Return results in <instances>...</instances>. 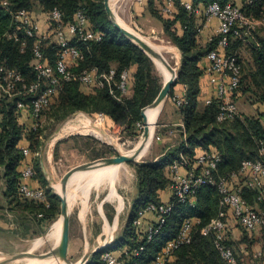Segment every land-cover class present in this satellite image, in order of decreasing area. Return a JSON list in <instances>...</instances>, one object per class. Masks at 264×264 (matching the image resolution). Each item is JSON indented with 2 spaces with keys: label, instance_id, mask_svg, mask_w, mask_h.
Segmentation results:
<instances>
[{
  "label": "trees",
  "instance_id": "1",
  "mask_svg": "<svg viewBox=\"0 0 264 264\" xmlns=\"http://www.w3.org/2000/svg\"><path fill=\"white\" fill-rule=\"evenodd\" d=\"M189 1L193 8H203V11L197 14L186 7L184 0H172L174 10L168 15L170 17L165 18L163 15H158L161 14L159 5L163 6V0L145 1L147 10L163 22L166 32L182 54L176 84L182 83L186 86L184 96L187 102L178 108L183 117L186 137L181 145L168 150L159 161H145L136 165L138 194L133 203L125 235L119 240L122 241L123 246V241L134 244L133 222L139 216L140 210L151 203L162 202L159 192L168 186L170 181L168 168L180 154L192 158L197 146L205 150L216 149L221 160L214 174L217 177H230L233 173L240 171L245 159L259 158L261 147L264 146V112L257 115L239 113L233 120L220 121L218 120L219 99L213 98L210 103L205 104L199 101L200 79L204 73V68L199 62L217 46L221 37V35H215L205 45L198 41L201 27L207 19L204 10L214 2L222 6L228 3L238 5L237 0ZM240 3L241 5L238 6L246 17L257 21L264 19V0H240ZM36 7L45 10L58 8L65 22L73 21L75 14L83 11L91 26L102 33L103 37L100 40L77 41L76 38L71 40V45L76 46L81 52V57L71 67L74 73L81 74L93 68L99 73L115 69L114 79L111 83L105 82L103 87L87 90L78 79L63 81V88L57 100L43 110L40 125L30 130H27L25 123L22 122L23 110L17 107L18 99L30 103L29 96L2 100L0 105V112L3 115L0 130V181L5 183L4 195L13 209L41 213L50 225L60 213V199L45 178L42 181L47 187L45 193L46 197L48 196L47 200L49 198L48 203L28 199L20 193L19 186L26 155L23 149L18 147L19 141L26 136L30 141L31 150L40 153L45 143L44 133L48 128L47 122L52 120L60 123L79 110L103 112L123 126L125 131L133 129V126L142 122V109L155 100L161 86L155 74L154 61L140 46L128 39L112 24L107 15L104 0H0V65L5 64L17 69L27 81L38 78L36 70L31 66L36 38L26 37L24 50H22L21 39H10L6 34L9 30L17 28L14 18L17 11L21 9L32 11ZM237 29L241 34L231 32L227 48V52L235 55L241 65V81L236 99L239 96H246L254 102L264 104V26L257 32L252 28L247 33V27L239 22ZM41 48L44 57L55 67L59 56L58 47L50 39H43ZM248 49L249 55H243ZM133 66H136L133 94L127 95L119 87V82L122 72L130 70ZM174 86L170 95L174 94ZM99 143L109 151L112 150L108 144L101 141ZM35 168L36 176L42 177L44 173L40 156L37 158ZM245 191L250 190L245 189ZM219 201L220 193L217 187L203 185L197 191V203L194 207L190 204H176L159 238L157 237L147 246L140 260L151 264L161 245L176 235L179 224L186 216L197 214L201 218L199 226L207 224L218 214ZM140 262L139 264L142 263ZM196 263L225 264L215 248L212 237L204 236L200 231L196 232L191 243L177 250L176 264Z\"/></svg>",
  "mask_w": 264,
  "mask_h": 264
},
{
  "label": "built area",
  "instance_id": "2",
  "mask_svg": "<svg viewBox=\"0 0 264 264\" xmlns=\"http://www.w3.org/2000/svg\"><path fill=\"white\" fill-rule=\"evenodd\" d=\"M184 3L191 11H195L197 14L201 13V9L193 8L189 0H184ZM162 10L166 15L171 14L174 10L172 0H163ZM204 11L207 19L203 25L212 17H216L219 21L216 35H221L217 46L207 54L209 62L204 68V73L209 77L213 97H210L206 103H210L213 98L219 99L218 120H233L240 113L236 95L241 81V65L235 55L227 52L229 35L233 31L241 34L237 29L239 22L244 23L248 33L253 27L251 23H264V19L262 21L252 20L245 16L240 6L231 3L222 6L218 2H214ZM44 15L46 22L52 28L50 34L40 33L41 24L37 14L35 11L27 9H21L14 14L20 33L15 30L6 33L10 39H21L22 50H24L26 37L36 38L31 66L36 70L38 78L27 81L17 69L10 68L5 64L0 65V105L4 98L29 96L30 103L18 99L17 107L27 111L33 117V127L40 125L43 117L41 113L54 103L63 88V81L78 79L83 87L95 88L103 87L105 82L111 83L115 77L114 68L104 73H99L95 68L81 74H76L71 70V67L81 57L80 50L71 45V40L73 38H76L77 41L100 40L103 37L101 32L91 26L83 11H78L71 22L64 21L62 12L58 8L46 10ZM48 36H54V43L59 50L55 67L44 57L41 48L42 40ZM131 80V71L124 70L119 82V87L124 94H127L131 88ZM185 91L186 86L183 94L174 93L172 95L173 102L178 108L187 102L184 96ZM99 113L102 118L108 116L103 112ZM2 117L0 112V124ZM22 149L26 156L30 153L29 148L22 147ZM263 157L264 146L261 147L260 157L245 159L238 173H233L230 177H217L214 171L221 157L216 149L204 150L192 158L180 154L170 166L168 187L172 193L171 200L151 203L140 210L139 216L133 222L135 236L132 239L134 244L127 243L123 246L121 253L106 248L99 264H139L147 246L164 230L168 217L176 204L196 202L197 191L203 185L215 186L220 193L217 216L201 227L199 226L201 223L199 216H186L176 235L161 245L151 264H176L177 250L181 246L191 243L198 231L204 236L212 237L215 248L225 264H239L237 251L227 243L230 222L234 220L248 233L264 231ZM36 174L35 166L25 161L19 191L28 199L47 202L45 189L33 187L27 181L35 177ZM241 189L250 190L253 193L252 200L248 199ZM148 214H152L153 219L144 226V220ZM261 244L262 246L257 249L255 255L260 259V264H264V242Z\"/></svg>",
  "mask_w": 264,
  "mask_h": 264
},
{
  "label": "rangeland",
  "instance_id": "3",
  "mask_svg": "<svg viewBox=\"0 0 264 264\" xmlns=\"http://www.w3.org/2000/svg\"><path fill=\"white\" fill-rule=\"evenodd\" d=\"M145 1L146 0H112V5L120 21L135 33L158 44L167 43L172 45L174 52H166L165 56L179 72L182 54L166 32L163 22L150 13H146L141 17L137 16L139 12L138 9L142 7L141 3H144ZM237 4L241 5L240 0H237ZM161 8L162 4L159 5V12L161 14L158 15H163L165 18L170 17L165 15ZM35 10L39 11L38 7L33 8L32 11ZM251 24L253 25V31L256 29V32L260 27L264 26L263 23ZM14 30L20 33L17 28ZM175 53L178 56L177 59L174 58ZM249 53L250 51L248 49L243 55H249ZM154 65L155 74L158 77V82L162 88L166 81V76L163 74V70L157 62L154 61ZM132 68L130 71L132 74L131 84L133 86L136 66ZM57 98L58 97H56L55 101ZM168 98L170 99V97ZM236 100L241 114L257 115L264 112V104L254 102L251 98L239 96ZM100 118L101 116L99 112L79 110L73 112L60 123H55L52 120L47 122L48 128H46L44 133V146H46V153L49 151V154L51 153L52 155L56 144L59 142L56 146L55 159L52 160V165L55 166L56 169L54 172L55 176L53 185L57 192H60L59 189L61 188L64 175L71 169L87 162L115 156L122 151L130 150V148L132 149L135 147V145L142 139L145 130L143 121L136 126H133V129L125 131L123 126L118 125L113 122L111 118L106 116V118L103 119L106 124L101 126L99 132L97 131L98 133H95L89 129V127L93 122H98ZM99 141L111 146L112 150L110 149L109 151V149L104 146L102 147ZM61 142L64 143V145H60ZM76 146L80 151L76 149ZM162 146L163 144L155 141V137H153L151 143L147 147L148 150L144 152L145 155L139 158L137 157L131 162H124L118 165L117 174L113 180L106 178L98 186H92L89 193L81 187L85 180H82L80 185L75 178L71 180L68 188V195L73 196L74 193H76V195L71 198L70 203L71 227L67 261L74 264L82 259L81 263L83 264H99L102 258V253L106 248L116 250L119 253L123 251V245L122 243H119V235L122 232L124 224L128 222L126 219L129 210L128 195L131 194V191H133L138 184L136 165L151 158L153 151L160 150ZM112 186L117 189L118 194L123 200L121 209L118 208V196H109ZM241 191H243L248 199L252 200V193L250 191H245L243 189H241ZM196 216L198 215L196 214ZM216 216L217 215L214 217ZM60 217H62L61 205L60 213L53 222ZM119 219H121L120 224L118 223ZM107 220L112 225L117 220L112 235L105 232ZM53 222L44 233L22 241L12 252L31 250L30 248L33 247L34 242L41 237H44L45 240L41 246L34 250V252L44 253L51 250L55 246L53 237L49 236V231ZM236 228L238 229L237 236H234L233 230H230L227 243L237 251L240 260L239 264H260L261 261L255 254L257 247L262 246L259 241L262 239V242H264V231H259L258 234H250L243 230L240 224H236ZM53 231L51 230L50 233ZM237 237L239 239H237ZM87 256L88 259H86ZM28 258L29 257L12 259L5 264H26ZM1 259H3V257L1 258L0 256V260ZM141 262V264H146L144 260Z\"/></svg>",
  "mask_w": 264,
  "mask_h": 264
},
{
  "label": "crops",
  "instance_id": "4",
  "mask_svg": "<svg viewBox=\"0 0 264 264\" xmlns=\"http://www.w3.org/2000/svg\"><path fill=\"white\" fill-rule=\"evenodd\" d=\"M141 4H142L141 5L142 7L139 6L140 8L138 9L139 11L137 15L138 17H141L142 15H145L146 13H150L146 8L147 3L144 2ZM38 9L39 11L35 10V13L37 14V17L41 24L40 33L44 35L50 34V32H52V28L48 25V23L45 20L44 12L46 10L40 7H38ZM202 11H203V8H201V12ZM218 24H219L218 19L216 17H212L209 21H207L205 25H203L200 31V34L198 36V41L202 45L209 43L212 40V38L216 35ZM49 38L51 42H54V36L52 37L48 36L45 39H49ZM208 62L209 61L207 59V56H205L199 62V64L203 68H205L208 65ZM200 88H201V92L199 95V101L201 102V104H205L206 101L210 97H213V89L210 84L209 77L205 73H203V75L201 76ZM86 89L88 90L92 88H86ZM184 89H185V85L182 83H178L174 86V93L183 94ZM132 94H133V86L129 89L127 95H132ZM169 97L170 99L167 98L166 101L161 105L158 117L154 123L155 141L162 143L163 146L160 150L153 151V153L151 154L152 157L148 158V160H146L147 162L159 161L160 158L164 156L168 150L181 145V143L184 141L186 137L183 117L181 113L179 112L178 107L173 102L172 95H169ZM21 119H22V122L25 123L24 125L27 130L28 129L30 130L33 127L34 125L33 117H31V115L27 111H23V116ZM2 120H3V117H2ZM112 121L115 122L113 119ZM0 130H1V124H0ZM57 144H59V142ZM62 144L64 145V143L61 142L60 145ZM56 146L53 151L54 153L51 155V153L49 154V151H47L46 153V146L44 145L40 153L33 152L30 148V141L28 140L26 136L23 137L18 143L19 148L22 149V147H27L30 149V153L26 156V159H25L26 162L36 167L37 158L38 156H40L41 166L43 168L42 161L43 159H45L44 162H45L46 170L43 169L44 177L42 176L39 178V176L38 177L35 176L31 179H28L27 180L28 183L33 187H42L46 190L47 188L46 184H44V182L42 181V179L45 178L47 179L49 185L52 187L53 191L57 194L56 188L53 185V180L55 176L54 172L56 171V169H55V166L52 165V160L55 159ZM43 149H44V153H42ZM76 149L79 150L77 146H76ZM204 150H205L204 148L197 146L195 148L194 155L199 154L203 152ZM168 171H170V168H168ZM4 190H5V183L1 180L0 181V252L6 253V252L14 251L13 249H16L17 245L21 243L22 241L28 240L29 238H32L37 235H40L41 233H44L50 225H49V221L45 217H43L41 213L36 214V212H31L28 210L26 211V210L17 209V208L13 209V207L10 204H8L7 198L4 195ZM137 192H138V184L136 188L133 191H131V194L128 195L129 210L127 212V218H126L127 221L131 214L133 203L135 199L137 198V194H138ZM159 196H160L161 201L163 202L170 201L172 198V193L169 187L167 186L165 189L160 190ZM48 200L45 203H48ZM196 203H197V200L196 202L192 201L189 204L194 207ZM151 219H153V215L148 214L146 216V219L144 220V226H146L147 223ZM120 221L121 219H119V222H118L119 224H120ZM116 222L117 220L114 222V224H116ZM126 227H127V222L126 224H124L122 232L119 235L120 236L119 239L124 237ZM230 230H233L234 236H237L238 229L236 228V222L234 220L230 222ZM258 233L259 231H256L250 234H258ZM237 239L239 238L237 237ZM259 242L262 243V239ZM119 243H122V241H120ZM127 243L129 242L123 241L124 246ZM258 248L259 247H257V249Z\"/></svg>",
  "mask_w": 264,
  "mask_h": 264
},
{
  "label": "water",
  "instance_id": "5",
  "mask_svg": "<svg viewBox=\"0 0 264 264\" xmlns=\"http://www.w3.org/2000/svg\"><path fill=\"white\" fill-rule=\"evenodd\" d=\"M104 4H105L107 15L109 17V20L112 22V24L116 28H118L122 32V34L125 35L128 39L132 40L134 43L140 46L141 49L144 50L150 56V58H152L155 62H158V61L163 62L166 65V67L169 69V71L171 72V75L165 81L164 85L162 86L155 100L151 104L145 106L142 109V116H143L142 121L145 125V128H144L145 130H144L140 144L137 146V148L134 150L133 153L124 154L120 152L115 156L105 157V158H101L99 160H95L92 162H87L82 165L76 166L75 168L71 169L64 175L62 179V184H61V191L57 192V195L61 201V214H62V220H63L62 232H61V236H60V239L57 245L51 250L44 252V253H35L34 251H31V250L21 251V252H10V253L0 252L1 258L3 257V259L0 260V264H5L6 262L12 259H21V258H27V257H32V256H37L39 259H44L51 255H57L61 259H67L68 247L70 243V227H71V209L69 206L68 188H69L71 180L73 179L75 174L79 172L91 171L99 167L112 166V165H117V164H121L124 162H131L135 160L140 155V153L143 151V149L146 147V145L149 143V140L151 137L150 127L148 125L149 121H148V117L146 113L147 108L152 107V106L162 105L166 101V99L169 97L171 89L176 84V81L178 79L177 69L171 64V62L167 59V57L161 51H159L158 49L150 45L139 34L133 32L132 30L123 26L119 22V20L117 19V15L114 11L113 5H112V0H104ZM153 137H154V133L152 135V139ZM42 153H44V149ZM42 165H43V169L46 170L44 159L42 161ZM86 259H88V256L86 257Z\"/></svg>",
  "mask_w": 264,
  "mask_h": 264
},
{
  "label": "bare ground",
  "instance_id": "6",
  "mask_svg": "<svg viewBox=\"0 0 264 264\" xmlns=\"http://www.w3.org/2000/svg\"><path fill=\"white\" fill-rule=\"evenodd\" d=\"M117 19L119 20V22L123 26L127 27L125 24H123L120 21V19L118 17H117ZM130 30H132V29H130ZM144 39L150 45H152L153 47H155L156 49H158L159 51H161L164 55H165L166 52H174L173 51V46L170 45V44H167V43L158 44V43L153 42L151 40H148L146 38H144ZM174 58H176V59L178 58V56H177L176 53L174 55ZM157 64L163 70V74L166 76V80H167L170 77L171 72L169 71V69L166 67V65L163 62L158 61ZM160 108H161V105H157V106L148 107L147 110H146L147 117H148V121H149L148 122V125L150 127V132H151V137H150L149 143L152 140V135L154 133V123H155V121H156V119L158 117ZM103 119L104 118L101 117L100 120L98 119L99 120L98 122L97 121L96 122H93L92 125H91L92 127L90 126L89 129H91L95 133L97 131L99 132V129L101 128V126H103V125L106 124ZM68 127H70V126H68ZM87 127H88V125H87ZM141 140L132 149L130 148V150L122 151L121 153H124V154H131V153H133L134 150L137 148V146L140 144ZM149 143L147 144L148 146H149ZM147 145L143 149V151L140 153V155L138 156V158L139 157H142L143 155H145L144 152L146 150H148L147 149V147H148ZM118 165H120V164L112 165V166L99 167L97 169H94V170H91V171H86V172L85 171L79 172V173L75 174V176L73 178H75V180H78L79 185L81 184V181L82 180H85L81 187H82V189H85V191L87 193H89L90 190H91V188H92V186H94V185L98 186L106 178H110L111 180H113L115 178L116 174H117ZM59 191H61V188L59 189ZM75 195H76V193L73 194V196H75ZM112 195H117L118 196V198H119L118 207L121 208L122 201L123 200H122L121 196L118 194L117 189L115 187H113V186H112V188L110 190L109 196H112ZM73 196L68 195L69 206L71 205L70 204L71 203V198ZM86 201H87V199H86ZM70 209H71V206H70ZM115 225L116 224H113V225L110 224V222L107 220L106 221V225H105V232H107L109 235H112L113 234V229H114ZM62 226H63V220H62V217H60L58 220H56L55 222H53V225L51 226V229L49 231V236H52L53 237V240L55 241V246L57 245V243H58V241L60 239L61 232H62ZM51 230L52 231L54 230V231L52 233H50ZM44 240H45L44 237L38 238L34 242L33 247L30 248L31 251H34L39 246H41L43 244ZM30 246H32V245H30ZM81 262H82V259L79 260L78 262L74 263V264H81ZM26 264H73V263H70L66 259H61L57 255H51V256H49L47 258H44V259H39L37 256L29 257Z\"/></svg>",
  "mask_w": 264,
  "mask_h": 264
}]
</instances>
